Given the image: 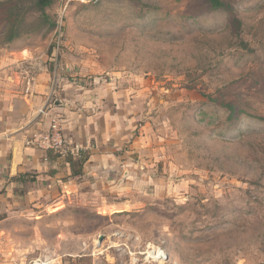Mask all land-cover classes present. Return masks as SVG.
Returning a JSON list of instances; mask_svg holds the SVG:
<instances>
[{
  "label": "rangeland",
  "instance_id": "rangeland-1",
  "mask_svg": "<svg viewBox=\"0 0 264 264\" xmlns=\"http://www.w3.org/2000/svg\"><path fill=\"white\" fill-rule=\"evenodd\" d=\"M222 1L55 0L45 22L0 0V59L27 51L15 71L51 108L65 88L132 108L77 144L80 176L11 207L0 262L264 264V0Z\"/></svg>",
  "mask_w": 264,
  "mask_h": 264
},
{
  "label": "crops",
  "instance_id": "crops-1",
  "mask_svg": "<svg viewBox=\"0 0 264 264\" xmlns=\"http://www.w3.org/2000/svg\"><path fill=\"white\" fill-rule=\"evenodd\" d=\"M25 52L27 53L23 50L13 51L0 59V227L6 221L5 214L13 205L19 204L24 198H33L37 192L42 193V181L61 183L59 179L63 180L62 177L66 176H69V180H74L92 160L93 156L90 154L80 166L79 160L60 157L26 145V140L32 133L49 130L56 111L62 115L67 141L86 148L106 143L110 135H101L100 126L103 125L107 130L111 119H119L120 123L122 121L123 132L125 121H131L130 103L126 97L122 102L117 101L120 93L111 88H105L108 95L106 101L98 99L97 103L91 101V104L83 105L79 101L84 93H70L69 88H65L67 92L63 94L64 102H56L55 107L51 108L50 94L47 91L44 92L45 95L39 94L36 86L26 85L25 77L19 76L15 71L13 65L26 59ZM70 160L74 162V166ZM26 190L28 193H25Z\"/></svg>",
  "mask_w": 264,
  "mask_h": 264
},
{
  "label": "built area",
  "instance_id": "built-area-1",
  "mask_svg": "<svg viewBox=\"0 0 264 264\" xmlns=\"http://www.w3.org/2000/svg\"><path fill=\"white\" fill-rule=\"evenodd\" d=\"M61 122V120L53 119L47 132L32 133L27 138L26 145L32 149L44 150L60 157L70 156L75 160L81 158L82 153L84 154L82 148L67 141ZM159 255V253L154 254L152 258H157ZM28 264H61V262L51 259H36Z\"/></svg>",
  "mask_w": 264,
  "mask_h": 264
},
{
  "label": "trees",
  "instance_id": "trees-1",
  "mask_svg": "<svg viewBox=\"0 0 264 264\" xmlns=\"http://www.w3.org/2000/svg\"><path fill=\"white\" fill-rule=\"evenodd\" d=\"M33 1H34V5L37 11L41 13V19L45 22H49L50 18L46 14L45 10L48 7H50L55 0H33ZM207 1L211 5V7L215 10L226 9V5L222 0H207ZM51 26H54V25L51 24ZM225 107L228 109V111H230V117L234 116V114L236 113L235 107L231 104H225ZM239 113H242V112L240 111ZM86 160H87L86 156L82 153V156L79 160L80 166H82ZM70 163L72 166H74V162H72V160H70Z\"/></svg>",
  "mask_w": 264,
  "mask_h": 264
},
{
  "label": "bare ground",
  "instance_id": "bare-ground-1",
  "mask_svg": "<svg viewBox=\"0 0 264 264\" xmlns=\"http://www.w3.org/2000/svg\"><path fill=\"white\" fill-rule=\"evenodd\" d=\"M157 255V254H156Z\"/></svg>",
  "mask_w": 264,
  "mask_h": 264
}]
</instances>
